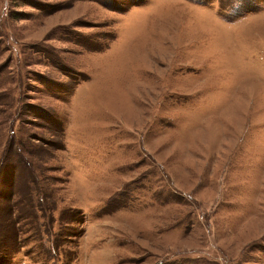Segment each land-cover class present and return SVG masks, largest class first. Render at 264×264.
Instances as JSON below:
<instances>
[{"label":"rangeland","instance_id":"rangeland-1","mask_svg":"<svg viewBox=\"0 0 264 264\" xmlns=\"http://www.w3.org/2000/svg\"><path fill=\"white\" fill-rule=\"evenodd\" d=\"M0 264H264V0H0Z\"/></svg>","mask_w":264,"mask_h":264}]
</instances>
